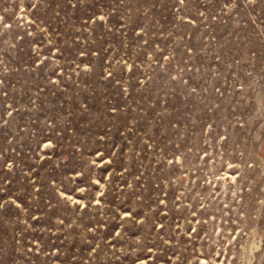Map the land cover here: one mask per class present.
<instances>
[{
    "label": "rangeland",
    "instance_id": "374dc122",
    "mask_svg": "<svg viewBox=\"0 0 264 264\" xmlns=\"http://www.w3.org/2000/svg\"><path fill=\"white\" fill-rule=\"evenodd\" d=\"M0 264H264V0H0Z\"/></svg>",
    "mask_w": 264,
    "mask_h": 264
}]
</instances>
